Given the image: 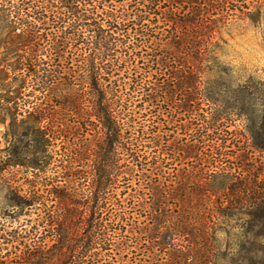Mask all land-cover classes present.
<instances>
[{
	"label": "trees",
	"instance_id": "obj_1",
	"mask_svg": "<svg viewBox=\"0 0 264 264\" xmlns=\"http://www.w3.org/2000/svg\"><path fill=\"white\" fill-rule=\"evenodd\" d=\"M262 1L0 0V110L12 138L8 164L34 176L28 190L12 188L8 200L18 218L50 204L30 228L0 222V264H108L128 247L124 232L133 224L132 212L117 211L112 202L107 209L98 196L91 203L79 199L71 173L77 152L56 149L58 140L68 144L80 120L86 130H105L94 160L98 191L109 184L104 170L115 163L122 140L129 173L139 166L141 181H153L155 196L139 202L145 262L264 264V171L255 157H264V83L249 78L229 101L222 85L217 91L202 87L205 61L215 59L206 51L212 44L204 37L207 22L228 19L225 7L232 4ZM157 10L181 36L168 37L162 53L154 39ZM136 48L146 52L145 61L139 57L145 66L136 62ZM155 65L167 77L163 86L149 80ZM179 89L188 138L172 146L191 165L169 179V153L164 144L157 147L160 135L148 114H156V100L176 99ZM138 101L147 107L136 111ZM87 103L90 108H83ZM234 117L246 121L244 136L230 129ZM55 167L61 170L48 174ZM163 176L168 179L158 181Z\"/></svg>",
	"mask_w": 264,
	"mask_h": 264
},
{
	"label": "rangeland",
	"instance_id": "obj_2",
	"mask_svg": "<svg viewBox=\"0 0 264 264\" xmlns=\"http://www.w3.org/2000/svg\"><path fill=\"white\" fill-rule=\"evenodd\" d=\"M261 4V5H260ZM193 6L190 5L186 9L187 11ZM206 8V6H200ZM224 14L229 13V18L224 20H217L215 23L207 22L209 24V31L204 37L212 42L209 48L206 49L207 55L212 54L215 59L205 61L204 66L206 71L202 73L204 84L202 87L210 88L213 91H217L220 85H222V96L224 101H229L234 95V91L238 89L241 84H244L249 78L255 81H261L264 83V1L260 3L249 2L247 7L241 5V3L232 4L229 7H225ZM234 8L235 10H231ZM159 17L156 19V25L154 24V39L155 44L158 46V53H162L163 43H165L168 37H181L174 29L172 24L169 25L163 23L160 10H157ZM178 11V10H177ZM235 13L231 14L230 13ZM179 15V12H177ZM234 16V17H233ZM7 54V53H2ZM146 52L141 48H136L134 57L139 64V57H143L145 61ZM11 58V57H10ZM216 63V64H215ZM139 65L145 66L144 62H140ZM159 65L154 66V70L151 71L149 80L153 83L163 86L166 75L155 72L158 70ZM214 68V69H213ZM172 85H175L174 81L168 80ZM4 92L5 89L0 88V92ZM29 89H25L28 92ZM183 89L177 90L175 98L171 101H165L162 98L156 100L155 108L152 111L156 113L154 116L148 114V118H153L156 129L159 136V142L167 149L169 153V179L179 173L187 172V168L190 167L191 162L188 158L180 156L178 153H174L175 142L179 144H186L187 134H185V127L183 124L187 121L186 111L181 110L180 103L184 99L182 95ZM35 100V99H34ZM82 106L83 108H90V104L87 103ZM32 105V104H31ZM201 107L208 108L209 105L200 104ZM30 107L29 105L24 106ZM147 107V103H143L142 107H139V101L132 108L136 111ZM24 108V109H25ZM124 111L121 112V116H124ZM139 115V114H138ZM232 121L233 125L230 129H236L239 135L246 133V121L243 118L234 117ZM93 121L94 118H91ZM139 119V117H138ZM78 121V119H76ZM8 121L6 115L0 110V222L3 220L11 221L14 226L24 224L27 228H30L34 223V219L38 213L42 214L47 212L48 207L38 205L40 207H32L28 211V214L21 215L20 218L17 215L16 209L9 203V192L12 188H17V191L29 189V182L34 178L32 171L26 170L22 166H12L8 164L9 155L8 151L11 149V137L8 132ZM123 121V120H122ZM72 125L75 121L73 119L69 121ZM150 123V121H148ZM74 126L73 134H69L67 137L68 144H64L58 140V146L56 149L65 151L63 147H68L77 152V167L71 172L72 177L75 179V187L77 196L82 201H89L91 203L94 197L99 200L107 202V209L110 202L113 203V207L117 211L128 208L132 212V225H126L127 229L124 234L127 236L128 247L120 251L119 254L114 253L109 257L106 262L109 264H151L145 262L146 255L143 250L147 247L144 241L139 242V221H143L145 210L139 204L141 201L149 200L155 195L150 189V185L153 182L152 179L146 184V181H141L139 176V166H136V170L133 167V174L129 173L126 147L124 141L114 149L115 163L105 168L109 176V184L101 191L96 189V170L94 160L96 157L97 143L100 142L105 134L104 129L98 127V132L95 130H86L83 120L78 121ZM152 124V123H151ZM93 125V124H92ZM94 126V125H93ZM92 126V127H93ZM150 139V138H148ZM243 139V138H242ZM67 149V151H68ZM152 149V148H151ZM150 151V150H149ZM255 157L259 161L256 164L264 171V157L259 153H255ZM262 161L263 166H260ZM59 164V162H56ZM62 161L60 162V164ZM135 166V165H134ZM257 167V168H258ZM61 170L60 167L50 169L48 174H52L53 171ZM189 170V168H188ZM104 171L102 173H104ZM150 177H154V175ZM160 178V177H159ZM167 176H163L158 181H163ZM175 178V177H174ZM150 179V178H149ZM154 179V178H153ZM168 179V178H167ZM93 197V198H92ZM132 207V208H131ZM116 211V210H115ZM87 215L91 214L90 210H87ZM135 220V221H134ZM124 225V224H123ZM132 227V228H131ZM131 228L132 231L129 229ZM257 229V228H256ZM145 263H144V262Z\"/></svg>",
	"mask_w": 264,
	"mask_h": 264
}]
</instances>
